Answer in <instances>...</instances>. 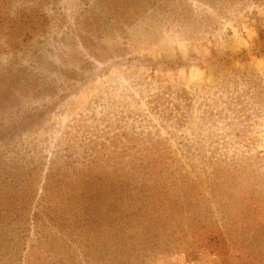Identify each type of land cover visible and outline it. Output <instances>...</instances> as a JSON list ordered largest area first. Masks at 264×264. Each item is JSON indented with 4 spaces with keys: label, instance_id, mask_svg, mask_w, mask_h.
Instances as JSON below:
<instances>
[{
    "label": "rangeland",
    "instance_id": "rangeland-1",
    "mask_svg": "<svg viewBox=\"0 0 264 264\" xmlns=\"http://www.w3.org/2000/svg\"><path fill=\"white\" fill-rule=\"evenodd\" d=\"M0 264H264V0H0Z\"/></svg>",
    "mask_w": 264,
    "mask_h": 264
}]
</instances>
